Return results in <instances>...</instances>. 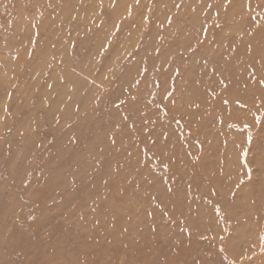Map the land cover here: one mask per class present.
I'll return each mask as SVG.
<instances>
[{
	"label": "rangeland",
	"instance_id": "rangeland-1",
	"mask_svg": "<svg viewBox=\"0 0 264 264\" xmlns=\"http://www.w3.org/2000/svg\"><path fill=\"white\" fill-rule=\"evenodd\" d=\"M0 264H264V0H0Z\"/></svg>",
	"mask_w": 264,
	"mask_h": 264
}]
</instances>
